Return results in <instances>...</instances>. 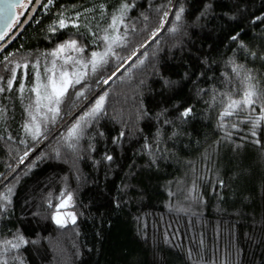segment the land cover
<instances>
[{
  "label": "trees",
  "instance_id": "trees-1",
  "mask_svg": "<svg viewBox=\"0 0 264 264\" xmlns=\"http://www.w3.org/2000/svg\"><path fill=\"white\" fill-rule=\"evenodd\" d=\"M124 2L123 40L95 73L49 55L69 40L82 64L104 52ZM61 14L71 23L50 30ZM53 64L87 72L55 119L32 91ZM244 72L264 93V0H53L35 13L0 57V193L12 189L0 245L28 241L8 264H264V121L253 135L259 105L221 116L241 98ZM105 94L103 110L81 121ZM33 116L35 138L25 131ZM77 122L79 138L67 139ZM62 193L75 216L63 226L53 219Z\"/></svg>",
  "mask_w": 264,
  "mask_h": 264
},
{
  "label": "snow or ice",
  "instance_id": "snow-or-ice-1",
  "mask_svg": "<svg viewBox=\"0 0 264 264\" xmlns=\"http://www.w3.org/2000/svg\"><path fill=\"white\" fill-rule=\"evenodd\" d=\"M37 3H39V0H36ZM31 3V0H20L19 3H9L6 4L4 7L6 11H0V19L4 21V30H0V40L4 38L5 35H7V31L14 26L16 23H19L18 19H12V12L11 9L18 8V9H24L28 6V4ZM53 0H48V4H52ZM130 5L127 2H124L121 4L120 8L117 10L118 14H114L111 19V23L108 26V29H105V35L102 37L105 44L107 45L104 52L98 53V52H92L91 58L86 63H81L80 60L74 59L73 57L69 56L67 59H65V63H75L79 64L82 68H88L89 65L91 66V71L95 73L97 69L102 66L103 64H106L107 57L112 53L113 51V45H118L122 42L123 37L121 35H117L119 26L123 23L125 17L127 16V13L129 11ZM183 8H181L175 16V20L178 22L181 20V16L183 13ZM23 14L22 12L20 13ZM168 12H164L163 17H161V23L160 28H158L156 31L152 33V37L155 38L160 29L164 28L165 21L167 20ZM147 19V17H145ZM257 19H261L260 17H257ZM66 20L63 18V15L61 14V18L58 20V22H54V25L50 28V30L55 31L56 28H64L66 27ZM73 27H77L75 23H73ZM109 29H111V34L109 33ZM168 31L175 33L178 31V25L174 26ZM232 39H236V37H232ZM143 47V45H141ZM72 50L75 52H82L83 49L80 48L77 45L76 40H69L66 41L64 44H61L57 47L55 51L50 53L49 55L53 57H61L62 54L66 53L67 51ZM133 55H135V52H133ZM128 59H131L129 57ZM5 60H8V57H5ZM140 64H143V60H140ZM16 67H20L19 64L16 65ZM35 67V66H34ZM122 67V65H121ZM55 64H53L52 69H47V72H53V75L48 76L47 83L41 84L39 83V76H37V85L32 89L33 92L37 95V101L36 105L37 108L42 106V101H48V111L53 114V119H55V116L59 114V107L58 105L62 102V98L67 93L69 87H74L76 84H80L81 81L87 76V72H79V71H73L71 73L67 71H61L59 77L57 78L54 73ZM241 69L242 66H236L233 68V72L236 73L237 77L241 76ZM120 69L117 68V71ZM13 72V77L8 81V86L11 88L12 81L15 79V68L11 69ZM116 73L114 72L112 76H109L107 79H104L102 82L104 84L109 83V81L115 76ZM253 77L250 73L244 72L243 77L241 79V83L244 85V90L242 93V96L240 99H231L229 97V103L227 104V107L225 108L224 112L221 114L222 117L224 116H230L233 114L234 110L239 111H245V110H251L253 112L256 111V106L259 105V115L256 117L254 121H252V128H253V135H255V129L260 125V122L264 121V93L259 92L257 90L256 85L252 82ZM41 89H43V93L41 92ZM3 89H0L2 91ZM21 90L23 91V85H21ZM77 97L82 96L83 92H77ZM105 95H101L99 99L96 100L95 105L92 107V109L85 113L84 117H81V121L85 120L89 116H96L98 113H100L103 110V105L105 102ZM191 109L185 110L182 115L187 116L189 115ZM223 127V124L221 125ZM25 131L29 132L33 135L35 138L40 134V128L35 123V116L32 117V124L29 126L28 124L25 125ZM81 133L80 128V122H77L76 125H74L71 129H69L67 134V139H78L79 135ZM70 148L74 147V145L69 144ZM27 155V153H25ZM106 159L111 160V156H107ZM12 189L9 187L5 193H0V201L3 203H0V211L4 209L6 204L10 203V195H11ZM66 195V199H62L60 204L57 208V215L53 217V219L56 221L57 224H60L61 226L64 225L67 219H70L73 223H75V216L72 213H65V219L62 220L61 216L59 215V210L62 208H67L71 206V200L72 196L71 194H63L62 196ZM28 243V241L25 240V238L22 235H17L14 240H6L3 242L2 245H0V264H8V260L4 258L5 254L7 252H11L14 250H19L23 245ZM13 259L17 260L19 264H23V260L17 256L13 257Z\"/></svg>",
  "mask_w": 264,
  "mask_h": 264
},
{
  "label": "water",
  "instance_id": "water-1",
  "mask_svg": "<svg viewBox=\"0 0 264 264\" xmlns=\"http://www.w3.org/2000/svg\"><path fill=\"white\" fill-rule=\"evenodd\" d=\"M43 0H39V3H37L35 1L33 7L31 8L30 12L28 13V15L26 16V18L24 19V21L22 22V24L20 25V27L16 30V32L14 34H12L10 36V38L5 41V38H3L2 40H0V43L1 42H4V44L0 47V55L3 54V52L8 49L20 36L21 34L23 33V31L26 29L30 19L32 18V16L34 15V13L36 12V10L38 9L40 3L42 2ZM20 0H0V11H6L5 9V5L6 4H9V3H19ZM16 9L17 8H13L11 9V12H12V19H16ZM0 30H4V21L2 19H0ZM131 61V60H130ZM129 61V62H130ZM128 62V63H129ZM127 63V64H128ZM125 66H123L117 73L116 75L123 70ZM115 75V76H116ZM113 76V78L115 77ZM112 78V79H113ZM111 79V80H112ZM110 80V81H111Z\"/></svg>",
  "mask_w": 264,
  "mask_h": 264
},
{
  "label": "rangeland",
  "instance_id": "rangeland-1",
  "mask_svg": "<svg viewBox=\"0 0 264 264\" xmlns=\"http://www.w3.org/2000/svg\"><path fill=\"white\" fill-rule=\"evenodd\" d=\"M53 4V3H52ZM52 4H48V0L44 2L42 8L39 10V15H42V14H45L47 12V10L51 7ZM22 12V11H21ZM20 12V13H21ZM71 22H69V20H66V24H70ZM76 53L78 52H75V51H72V50H69L67 51L66 53L62 54L61 57H56V59H64V58H67L69 56H74ZM60 72L61 71H58V72H55V76L58 78L59 75H60ZM51 75H53V73H51ZM50 75V76H51ZM38 82V81H37ZM39 83L43 84L42 81L39 79ZM37 85V83H36ZM41 92L43 93V89H41ZM36 101H37V95H36ZM48 101H42V106L41 107H46V109H48ZM65 213H69V211L66 210V208H62L61 211H59V215L61 216L62 220L65 219ZM57 215V214H56ZM56 222V221H55ZM67 222H72L70 219H67L65 223ZM64 223V224H65Z\"/></svg>",
  "mask_w": 264,
  "mask_h": 264
},
{
  "label": "flooded vegetation",
  "instance_id": "flooded-vegetation-1",
  "mask_svg": "<svg viewBox=\"0 0 264 264\" xmlns=\"http://www.w3.org/2000/svg\"><path fill=\"white\" fill-rule=\"evenodd\" d=\"M35 1H36V0H31V3H29L28 6H27L26 8H24V9H18V8L16 9V19L19 20V23H16L14 26H12V27L7 31V35L4 36L5 41H7V40L10 38V36H11L12 34H14V33L16 32V30L20 27V25L22 24V22L24 21V19H25L26 16L28 15V13L30 12L31 8L33 7ZM43 1H44V0H43ZM43 1L40 3V5H39V7H38V9L36 10L35 13H38V12H39V9L42 8V6H43V4H44ZM21 11H22V13H23L22 15L20 14ZM35 13H34V15H35ZM34 15L32 16V18L34 17ZM32 18L30 19V21L32 20ZM30 21H29V23H30ZM29 23H28V24H29ZM27 26H28V25H27ZM3 44H4V42H1V43H0V47H1ZM8 49H9V48H8ZM8 49H6V50L3 52V54L0 55V57L3 56V55L7 52Z\"/></svg>",
  "mask_w": 264,
  "mask_h": 264
}]
</instances>
